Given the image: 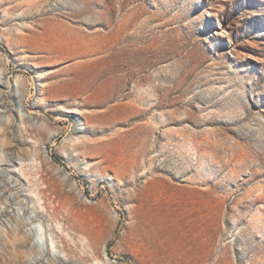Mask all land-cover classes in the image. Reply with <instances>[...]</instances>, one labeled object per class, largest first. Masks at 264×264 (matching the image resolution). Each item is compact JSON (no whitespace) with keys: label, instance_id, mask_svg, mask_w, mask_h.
I'll return each mask as SVG.
<instances>
[{"label":"rangeland","instance_id":"1","mask_svg":"<svg viewBox=\"0 0 264 264\" xmlns=\"http://www.w3.org/2000/svg\"><path fill=\"white\" fill-rule=\"evenodd\" d=\"M0 264H264V0H0Z\"/></svg>","mask_w":264,"mask_h":264},{"label":"bare ground","instance_id":"2","mask_svg":"<svg viewBox=\"0 0 264 264\" xmlns=\"http://www.w3.org/2000/svg\"><path fill=\"white\" fill-rule=\"evenodd\" d=\"M41 237V236H40ZM41 239H43V236L41 237ZM46 239V238H45Z\"/></svg>","mask_w":264,"mask_h":264}]
</instances>
